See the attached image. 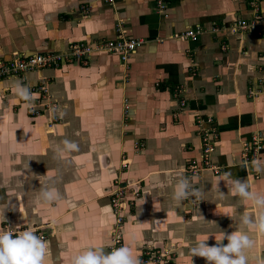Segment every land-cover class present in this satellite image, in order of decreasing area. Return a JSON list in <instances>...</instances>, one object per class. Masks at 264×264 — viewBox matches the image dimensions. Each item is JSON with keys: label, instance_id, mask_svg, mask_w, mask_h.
<instances>
[{"label": "crops", "instance_id": "crops-1", "mask_svg": "<svg viewBox=\"0 0 264 264\" xmlns=\"http://www.w3.org/2000/svg\"><path fill=\"white\" fill-rule=\"evenodd\" d=\"M257 14L261 35L229 28ZM188 28L202 30L197 40L179 37ZM120 33L144 40L124 66L118 54L97 51L85 64L0 79V231L45 235V264H71L88 246L109 252V194L129 185L127 196H139L126 210L123 242L139 259L148 249L173 248L174 264H206L191 257L190 248L239 231L253 239L245 255L256 264L264 258V235L247 229L241 217L257 210L223 182L216 189L215 181L230 171L264 193V171L240 161L242 142L264 134V94L251 95L264 86V0H171L163 12L154 0H0V60ZM40 81L57 101L56 123L29 115L16 93L17 84L31 91ZM197 117L211 118L218 128L213 159L225 166L218 175L183 171L199 156ZM64 140L79 150L61 157ZM181 176L203 193L200 201L172 198ZM45 187H55L59 200L40 199Z\"/></svg>", "mask_w": 264, "mask_h": 264}, {"label": "built area", "instance_id": "built-area-1", "mask_svg": "<svg viewBox=\"0 0 264 264\" xmlns=\"http://www.w3.org/2000/svg\"><path fill=\"white\" fill-rule=\"evenodd\" d=\"M102 2L113 4L116 0H101ZM157 11H165L167 5L171 0H154ZM262 17L260 15L254 16L251 20H239L229 27L233 31L239 28L246 30H254L257 35H261ZM122 32V31H121ZM202 30L200 28H188L179 37L184 39L197 40ZM144 42L139 38H128L120 33L114 40H105L98 42H85L76 41L68 44L66 48L61 51H53L46 53H32L20 55L16 58L9 60H0V79L16 77L24 80L25 74L29 71H37L42 68H54L63 63H81L85 64L89 56L93 52L106 51L114 52L120 56L121 64L124 66L129 56L136 51V49ZM264 84V82H263ZM260 88V87H259ZM181 89L175 87L172 90V95L179 96ZM34 94L33 99L30 101L22 100L24 108L32 117L47 116L49 123L53 124L59 120V116L55 113L57 101L50 95L47 83L40 81L33 86L30 91ZM264 94V86L261 89L251 91V95ZM181 105H184V100H181ZM199 125L200 137V152L199 156L189 160L188 164L184 167V173L187 177L200 176L201 173L208 171L214 175L222 173L225 166L215 162L213 155L216 152L218 141V128L213 123L211 118L196 120ZM208 123L207 125H205ZM140 147V146H139ZM264 150V134L256 131L251 135L250 140L242 142V151L240 161L244 165H251V162L256 159L260 160L261 153ZM127 166L126 158L121 161V167ZM129 185H117L109 194L110 205L114 211V222L110 234V244L108 246L109 252L112 249L124 245L122 225L125 219V213L129 206H132L135 199L139 196V191H133L131 196H127V187ZM13 233L23 230H8ZM37 236L41 239L45 235L38 232ZM175 252L173 248L145 250L140 257L141 264H174Z\"/></svg>", "mask_w": 264, "mask_h": 264}, {"label": "clouds", "instance_id": "clouds-1", "mask_svg": "<svg viewBox=\"0 0 264 264\" xmlns=\"http://www.w3.org/2000/svg\"><path fill=\"white\" fill-rule=\"evenodd\" d=\"M17 95L24 101L33 99L34 94L21 84L16 85ZM63 147H58V154L63 157L66 153L79 150L77 143L64 140ZM251 167L256 171H264V161L254 159ZM231 189L234 196L249 202L257 211L254 216L245 214L241 223L257 235H264V193L254 191L249 179L234 177L226 171L215 181V187L221 190L220 185ZM222 193V191H221ZM203 193L192 187L190 179L181 176L176 182L172 194L175 201H200ZM39 198L44 202L58 201L60 194L55 187L42 188ZM210 236L199 239L191 248V257L204 258L206 264H248L245 250L254 245L253 239L247 232H224L214 245H209ZM227 241L225 244L224 241ZM48 252L47 244L32 229L13 233L0 231V264H45ZM71 264H141L132 248L125 244L121 247L105 252L104 246H88L78 251L71 258ZM256 264H264V258H257Z\"/></svg>", "mask_w": 264, "mask_h": 264}, {"label": "rangeland", "instance_id": "rangeland-1", "mask_svg": "<svg viewBox=\"0 0 264 264\" xmlns=\"http://www.w3.org/2000/svg\"><path fill=\"white\" fill-rule=\"evenodd\" d=\"M123 158H125V156L122 157L121 161L123 160Z\"/></svg>", "mask_w": 264, "mask_h": 264}]
</instances>
